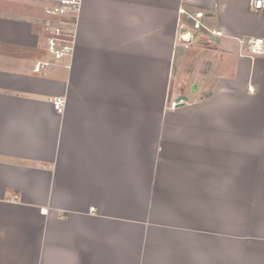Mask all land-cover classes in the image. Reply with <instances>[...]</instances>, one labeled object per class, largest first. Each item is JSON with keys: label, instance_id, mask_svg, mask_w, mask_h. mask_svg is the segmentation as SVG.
<instances>
[{"label": "crops", "instance_id": "0c3cea01", "mask_svg": "<svg viewBox=\"0 0 264 264\" xmlns=\"http://www.w3.org/2000/svg\"><path fill=\"white\" fill-rule=\"evenodd\" d=\"M49 4L0 0V264H264V13L82 0L72 56L34 73Z\"/></svg>", "mask_w": 264, "mask_h": 264}, {"label": "built area", "instance_id": "2783aa9c", "mask_svg": "<svg viewBox=\"0 0 264 264\" xmlns=\"http://www.w3.org/2000/svg\"><path fill=\"white\" fill-rule=\"evenodd\" d=\"M82 0H51V4L44 7L42 15L44 18L41 24V33L44 36L50 60L35 63L34 73L43 69L51 68L58 61L72 56L75 48L77 22ZM249 7L254 12H264V0H250ZM180 12H183L182 10ZM202 13H196L194 19H199ZM194 29H199V22L195 21ZM246 54L251 56L264 57V39H249L246 43ZM53 109L62 114L65 109V99L54 97L51 101ZM177 102H171L169 109L174 110ZM94 209L91 208L90 212Z\"/></svg>", "mask_w": 264, "mask_h": 264}, {"label": "water", "instance_id": "95a60500", "mask_svg": "<svg viewBox=\"0 0 264 264\" xmlns=\"http://www.w3.org/2000/svg\"><path fill=\"white\" fill-rule=\"evenodd\" d=\"M263 13H264V12H263ZM197 30H198V29L189 28V27H187V26H185V25H182V26L180 27V29H179V41H180V43H183V44H189L190 41H191L192 39H195V38H196V43H197L198 45H204V44H205V43H204L205 38L202 37V36H200V35H198ZM207 65H208V63L205 64L203 70H202V71L200 72V74L196 77V79H195V81H194V84H193V86H192V91H193V92H196V91H197L199 81H200V79H201L202 74L205 72ZM186 101H187L186 97L181 96V97H178V98H177V103H178V104H182V103H184V102H186Z\"/></svg>", "mask_w": 264, "mask_h": 264}, {"label": "rangeland", "instance_id": "374dc122", "mask_svg": "<svg viewBox=\"0 0 264 264\" xmlns=\"http://www.w3.org/2000/svg\"><path fill=\"white\" fill-rule=\"evenodd\" d=\"M249 2H250V0H249ZM254 12V11H253ZM45 44V43H44ZM245 47H246V45H245ZM245 50H246V48H245ZM194 51H196V50H190V51H188V49H187V52L185 51V50H183L182 48H178V52H177V56H179V57H182V55H190V54H192V53H194ZM197 52V51H196ZM42 54H43V56L44 57H49V55H48V52H47V48H43L42 49ZM188 92L185 94V95H187V96H190V97H196L197 95H193V93H192V89L190 88L189 90H187Z\"/></svg>", "mask_w": 264, "mask_h": 264}]
</instances>
